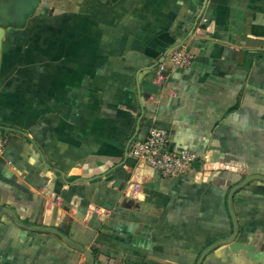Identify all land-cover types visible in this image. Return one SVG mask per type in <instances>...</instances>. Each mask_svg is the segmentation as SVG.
<instances>
[{
  "label": "crops",
  "instance_id": "0c3cea01",
  "mask_svg": "<svg viewBox=\"0 0 264 264\" xmlns=\"http://www.w3.org/2000/svg\"><path fill=\"white\" fill-rule=\"evenodd\" d=\"M191 33L149 103L150 43ZM152 128L209 174L155 173L131 202ZM0 141V264H264V0H40L5 30ZM46 189L76 206L59 224Z\"/></svg>",
  "mask_w": 264,
  "mask_h": 264
},
{
  "label": "built area",
  "instance_id": "2783aa9c",
  "mask_svg": "<svg viewBox=\"0 0 264 264\" xmlns=\"http://www.w3.org/2000/svg\"><path fill=\"white\" fill-rule=\"evenodd\" d=\"M206 20H203L205 23ZM203 34H194L191 38H201ZM194 57L187 52L186 47H178L172 50L165 61L159 64L153 84L161 88L168 79V71L177 69H190ZM162 92L149 94L147 101L158 105L162 99ZM6 141H0V148ZM170 133L163 129L152 128L144 140L133 141L130 144L129 157L134 160L135 165L129 167L130 178L124 188L123 196L131 202H141L147 196V184L152 181L154 174L159 173L163 179L190 178L194 183H201L208 177L207 172L197 170L196 166L201 157L189 149L173 150L170 147ZM45 201L47 210L59 209L56 215L57 223L64 221L66 212L75 211L74 203H66L62 198L49 193L46 189Z\"/></svg>",
  "mask_w": 264,
  "mask_h": 264
},
{
  "label": "water",
  "instance_id": "95a60500",
  "mask_svg": "<svg viewBox=\"0 0 264 264\" xmlns=\"http://www.w3.org/2000/svg\"><path fill=\"white\" fill-rule=\"evenodd\" d=\"M16 1L17 0H0V15L3 14V10L1 9V7L5 8L7 10V8L14 7ZM3 22L6 23V20L3 19ZM4 35H5V29L3 27H0V60H1V53H2V41H3ZM191 36H192V33L190 35H188V37L185 40H183L182 42L175 43L173 45H170V44H168V43H166L164 41H161L159 39H155L153 42H151L150 43V47H153V49H155V55H154V57L155 58H158L159 56H161V59L158 62V64L163 63L165 61V58L167 57V55L172 50H174L176 47H178L180 45H183ZM151 86H152V88L157 89V92L156 93H150V94H157L158 91H159L158 90L159 88L156 85H154V84H151ZM128 156H129V153H127V157ZM253 178H255V177H253ZM258 178L264 179V177H262V176H258ZM116 184H118V183H116ZM56 233L59 234L58 231H56ZM224 242H226V241H224ZM212 248L213 247H210L208 251H210ZM204 255H205V253L202 255V257H201V259H200V261H199L198 264H201L202 263ZM88 256L90 257V254L89 253H88Z\"/></svg>",
  "mask_w": 264,
  "mask_h": 264
},
{
  "label": "flooded vegetation",
  "instance_id": "af4514ba",
  "mask_svg": "<svg viewBox=\"0 0 264 264\" xmlns=\"http://www.w3.org/2000/svg\"><path fill=\"white\" fill-rule=\"evenodd\" d=\"M39 1L40 0H17L14 7L7 8V10L1 7L3 16L0 15V27L6 30V28L10 27L12 24L21 23L26 15L37 8ZM3 19L6 20V23L3 22Z\"/></svg>",
  "mask_w": 264,
  "mask_h": 264
},
{
  "label": "trees",
  "instance_id": "16d2710c",
  "mask_svg": "<svg viewBox=\"0 0 264 264\" xmlns=\"http://www.w3.org/2000/svg\"><path fill=\"white\" fill-rule=\"evenodd\" d=\"M34 10L31 11V13H29L28 15H26L25 18H23V21H21V23H18V24H12L11 27H14V28H21L24 23H25V20L27 17L31 16L33 14ZM197 167V165H195Z\"/></svg>",
  "mask_w": 264,
  "mask_h": 264
},
{
  "label": "rangeland",
  "instance_id": "374dc122",
  "mask_svg": "<svg viewBox=\"0 0 264 264\" xmlns=\"http://www.w3.org/2000/svg\"><path fill=\"white\" fill-rule=\"evenodd\" d=\"M199 164V163H198Z\"/></svg>",
  "mask_w": 264,
  "mask_h": 264
}]
</instances>
